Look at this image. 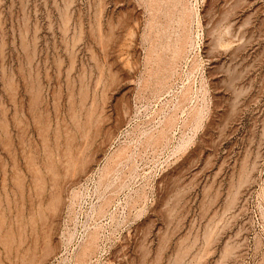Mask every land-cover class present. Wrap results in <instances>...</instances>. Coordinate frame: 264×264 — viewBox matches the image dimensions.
<instances>
[{
  "label": "rangeland",
  "instance_id": "obj_1",
  "mask_svg": "<svg viewBox=\"0 0 264 264\" xmlns=\"http://www.w3.org/2000/svg\"><path fill=\"white\" fill-rule=\"evenodd\" d=\"M33 260L264 264V0H0V264Z\"/></svg>",
  "mask_w": 264,
  "mask_h": 264
},
{
  "label": "bare ground",
  "instance_id": "obj_2",
  "mask_svg": "<svg viewBox=\"0 0 264 264\" xmlns=\"http://www.w3.org/2000/svg\"><path fill=\"white\" fill-rule=\"evenodd\" d=\"M73 165H75V164H73ZM72 165V166H73ZM70 166V165H69ZM67 171H69V167H68V169H67ZM38 181H40L39 179H38ZM37 181V182H38ZM38 186H39V184H38ZM42 188H43V186H42ZM41 189V188H40ZM238 194V193H237ZM60 195V194H59ZM236 195V194H235ZM55 196V195H54ZM53 198V197H52ZM61 198V197H60ZM235 198H236V196H235ZM55 199H57V198H55ZM54 201V200H53ZM60 201H61V199H60ZM234 202V201H233ZM52 204V203H51ZM58 204H60V202L58 203ZM231 204H233V203H231ZM58 206V205H57ZM230 207V206H229ZM58 208L59 207H56V209L58 210ZM55 209V208H54ZM55 212V211H54ZM50 244V243H49ZM52 248V247H51ZM53 249V248H52ZM228 255V254H227ZM50 256V255H49ZM34 258H35V256H34ZM37 258V257H36ZM42 258V257H41ZM46 259V258H45ZM32 260V259H31ZM39 261V260H38ZM31 262V261H30ZM33 262H34V260H33ZM38 263V262H37ZM33 264V263H32ZM34 264H35V262H34Z\"/></svg>",
  "mask_w": 264,
  "mask_h": 264
}]
</instances>
